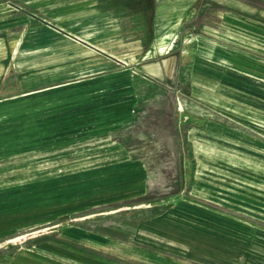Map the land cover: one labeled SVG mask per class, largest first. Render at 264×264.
Returning <instances> with one entry per match:
<instances>
[{
  "label": "rangeland",
  "instance_id": "rangeland-1",
  "mask_svg": "<svg viewBox=\"0 0 264 264\" xmlns=\"http://www.w3.org/2000/svg\"><path fill=\"white\" fill-rule=\"evenodd\" d=\"M185 1L158 55L153 0H0V99L64 84L52 123L12 142L35 151L36 170L3 163L0 177L31 186L46 226L107 212L134 223L141 206L178 204L223 229L227 255L264 264V0L165 3ZM92 14L99 43L69 25ZM200 40L252 59L253 77L200 58Z\"/></svg>",
  "mask_w": 264,
  "mask_h": 264
},
{
  "label": "crops",
  "instance_id": "crops-1",
  "mask_svg": "<svg viewBox=\"0 0 264 264\" xmlns=\"http://www.w3.org/2000/svg\"><path fill=\"white\" fill-rule=\"evenodd\" d=\"M153 1L156 4L154 25L158 12L172 9L171 12L184 14L191 3ZM174 28L179 27L171 29L172 36L165 39L166 46L175 36ZM142 71L151 73L147 69ZM63 85L0 99V171L3 163H18L22 166L18 172L36 170L35 164H28L35 158V151H29L28 144L12 142L23 133L38 135L40 129L52 123L50 113L54 101L51 94ZM82 117L83 114L75 119L77 127ZM5 129L14 135L4 137ZM5 148L10 151H3ZM134 212L140 213L134 223L126 213L119 216L107 212L87 214L56 228L46 226L51 214L42 212L46 216L39 217L42 222H36L31 186L11 184L4 187L0 177V264H242L235 248L228 251L230 256L223 252V229L213 228L203 214L184 212L178 204L144 205Z\"/></svg>",
  "mask_w": 264,
  "mask_h": 264
},
{
  "label": "bare ground",
  "instance_id": "bare-ground-1",
  "mask_svg": "<svg viewBox=\"0 0 264 264\" xmlns=\"http://www.w3.org/2000/svg\"><path fill=\"white\" fill-rule=\"evenodd\" d=\"M171 10H170V12H166V13L158 12V17L155 21V26L157 28L156 29L157 41H155V42H157V43H162L167 37H171L172 36L171 35V29L173 27H176V26L179 27L181 24L180 17L183 14L182 13H176L175 11L171 12ZM98 18L100 19V17H98L96 14H92L88 17L85 16L84 18L77 19L74 23H71L69 25L71 27H73L75 29V32L78 33L79 35H81L84 39L94 40V37H96V35H105V33H103L102 31L99 30V24L102 22L101 21L98 22V20H97ZM169 26H172V27L169 28ZM43 34L44 33L42 32V35ZM51 36H52V38H55V36H53V34L50 35V38H51ZM44 37H47V36H44ZM199 48H200L199 51L201 54L200 58L210 60L211 64L213 66L223 63V68H225V66H230V68H232V70L236 71L238 69L244 70L243 67L247 65L246 66L247 69L245 71L248 72V75H251L253 77L254 74L252 73V71L254 69V66H253L252 59L241 57L239 54L231 53V52L225 50L224 48H223V50L222 49H215L214 46H212L211 44H209L208 42H206L204 40L199 41ZM161 51L167 52V51H171V49L165 45ZM216 52L223 54V56L220 58H219V56H217V57L214 56L213 53H216ZM125 77L126 76H123V75H120L118 77L116 76L115 79H111L112 81H108L107 85H101L100 87L99 86H95V87L98 88L99 90H103V91L107 90V89H112L113 85L115 87H117V86L119 87L126 80ZM249 87H251L250 83H249ZM249 91L252 92V90H249ZM248 93H250V92H248ZM248 93H247V96L249 97V99L252 98L253 101H255L254 96H251L252 94L249 95ZM103 112L104 111H102L101 113H103Z\"/></svg>",
  "mask_w": 264,
  "mask_h": 264
}]
</instances>
